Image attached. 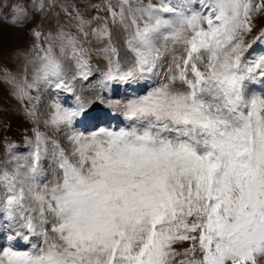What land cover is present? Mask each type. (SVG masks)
<instances>
[{
    "label": "snow or ice",
    "instance_id": "6c2138e0",
    "mask_svg": "<svg viewBox=\"0 0 264 264\" xmlns=\"http://www.w3.org/2000/svg\"><path fill=\"white\" fill-rule=\"evenodd\" d=\"M17 7L19 16L3 18L26 27L28 10ZM106 8L107 18L68 13L55 33L30 28L29 49L17 51L39 63L7 81L13 94L31 104L32 89L72 91L69 77L92 75L93 52L107 62L101 87L151 79L167 64L165 82L123 106L130 127L85 134L72 129L84 105L55 103L44 124L67 128L64 143L34 127L27 155L6 144L0 234L31 247L0 246V264H256L264 256V93L250 86L264 84V53H246L264 41V28L247 40L264 0H119L118 11ZM73 23L77 35L66 31ZM109 23L124 33L123 62ZM90 34L103 47L93 49ZM24 114L39 123L35 104Z\"/></svg>",
    "mask_w": 264,
    "mask_h": 264
},
{
    "label": "rangeland",
    "instance_id": "374dc122",
    "mask_svg": "<svg viewBox=\"0 0 264 264\" xmlns=\"http://www.w3.org/2000/svg\"><path fill=\"white\" fill-rule=\"evenodd\" d=\"M0 2L4 4L2 11H0V34H2L3 38V52L0 53V168L5 167L8 161L6 155L7 143L15 146L13 152L17 155H27L30 151L28 141H35L34 127H37L41 133L60 139L61 143H64L63 138L65 132L68 131L67 128L55 131V126H46L44 124V121L50 120L55 112L52 107L53 104L58 103L62 109L70 110H76L81 103L84 105V110L73 120V130L84 132L85 134H91L104 128L119 130L121 127H130L131 124L123 115V106L130 100L147 95L153 88L159 87L161 83L165 82L164 73L167 71V64L161 69L159 76H153L151 79L141 80L136 83L110 82L107 86L101 87L100 81L103 79V72L106 70L107 62L101 55L93 52L90 58L92 75L89 80H83L79 77L76 80H71V77H69L73 88L72 91L43 86L40 91L30 90L29 95L34 98L38 97V99L31 101V104H35L40 118L39 123L34 125L30 120L26 119L24 114L25 107L31 106V104L27 99L24 101L18 99L13 94L14 86L7 82L13 77H18L25 69L31 73L33 64L39 63V61H35L31 57H26L24 52L17 51L29 49L32 39L28 34V30L39 24L41 25L39 30L47 32L51 29L55 33L57 22L67 24L69 20L68 13L75 15L76 11H79L85 19L97 16L107 18L109 13L106 5L111 3L114 8H117L119 0H0ZM141 2L159 4L160 0H141ZM172 2L175 3L176 0H172ZM21 3L25 5L31 18L28 20L26 27H12L10 26V20H5L3 17L13 14L19 16L20 13L17 6ZM93 5L97 7H92ZM102 23L103 19L96 20L87 30L91 33L92 28ZM254 23L256 27L251 35L247 37L249 42L259 35L261 28H264V13L255 17ZM109 27L112 29L114 42L120 49L121 42L124 43V33L118 26L114 27L111 23H109ZM66 31L77 35L74 23L66 28ZM89 40L93 49L103 47V43L97 42L91 34L89 35ZM58 52L57 48V54ZM261 53H264V41L253 44L246 55L257 56ZM64 63L67 70L75 72L73 62L64 61ZM250 87L258 95L264 93V84L258 82ZM91 90L96 92L97 99L100 101V104L94 107V104H91L86 97ZM90 110L96 116L93 123L87 117ZM51 179L52 176L49 172L44 178V182ZM13 235L12 232L0 234V246L12 247L18 251H28L30 249L31 245L24 240L18 237L10 239ZM33 242L37 241L33 239ZM184 247H187V243L178 245L177 249L182 250ZM256 264H264V256L257 255Z\"/></svg>",
    "mask_w": 264,
    "mask_h": 264
},
{
    "label": "bare ground",
    "instance_id": "6f19581e",
    "mask_svg": "<svg viewBox=\"0 0 264 264\" xmlns=\"http://www.w3.org/2000/svg\"><path fill=\"white\" fill-rule=\"evenodd\" d=\"M120 50H121V58H125V53H126V49H125V45L123 42H121V46H120ZM90 93L88 94V96H86L88 98V101L94 106H97L100 104V101L97 99V94L94 90L89 91ZM92 109V108H91ZM88 120L93 123L96 119V116H94L92 110H90L89 114L87 115Z\"/></svg>",
    "mask_w": 264,
    "mask_h": 264
}]
</instances>
